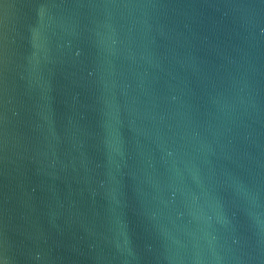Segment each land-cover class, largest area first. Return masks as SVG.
Segmentation results:
<instances>
[{
  "label": "water",
  "instance_id": "water-1",
  "mask_svg": "<svg viewBox=\"0 0 264 264\" xmlns=\"http://www.w3.org/2000/svg\"><path fill=\"white\" fill-rule=\"evenodd\" d=\"M0 264H264V0H0Z\"/></svg>",
  "mask_w": 264,
  "mask_h": 264
}]
</instances>
